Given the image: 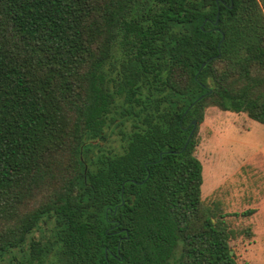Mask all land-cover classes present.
I'll return each instance as SVG.
<instances>
[{
    "label": "trees",
    "instance_id": "16d2710c",
    "mask_svg": "<svg viewBox=\"0 0 264 264\" xmlns=\"http://www.w3.org/2000/svg\"><path fill=\"white\" fill-rule=\"evenodd\" d=\"M209 106L264 125V0H0V264H238Z\"/></svg>",
    "mask_w": 264,
    "mask_h": 264
},
{
    "label": "rangeland",
    "instance_id": "374dc122",
    "mask_svg": "<svg viewBox=\"0 0 264 264\" xmlns=\"http://www.w3.org/2000/svg\"><path fill=\"white\" fill-rule=\"evenodd\" d=\"M116 132L103 148L118 144ZM197 136L203 205H217L229 226L248 230L230 240L238 264H264V125L246 113L209 106Z\"/></svg>",
    "mask_w": 264,
    "mask_h": 264
},
{
    "label": "water",
    "instance_id": "95a60500",
    "mask_svg": "<svg viewBox=\"0 0 264 264\" xmlns=\"http://www.w3.org/2000/svg\"><path fill=\"white\" fill-rule=\"evenodd\" d=\"M218 14H219V11H218V13H217V16H218ZM204 65H205V62H203V63L201 64V68H202ZM194 122H195V121H193V123H194ZM192 132H193V130L190 132L189 137L191 136ZM188 139H189V138H188ZM230 253H232V250L230 251Z\"/></svg>",
    "mask_w": 264,
    "mask_h": 264
}]
</instances>
